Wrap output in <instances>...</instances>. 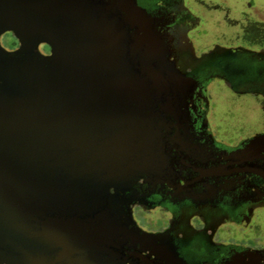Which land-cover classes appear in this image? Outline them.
I'll return each instance as SVG.
<instances>
[{
  "label": "water",
  "instance_id": "water-1",
  "mask_svg": "<svg viewBox=\"0 0 264 264\" xmlns=\"http://www.w3.org/2000/svg\"><path fill=\"white\" fill-rule=\"evenodd\" d=\"M136 13V0H0V36L19 41L0 44V264H120L149 236L126 191L162 164L149 113L189 78Z\"/></svg>",
  "mask_w": 264,
  "mask_h": 264
},
{
  "label": "flooded vegetation",
  "instance_id": "flooded-vegetation-1",
  "mask_svg": "<svg viewBox=\"0 0 264 264\" xmlns=\"http://www.w3.org/2000/svg\"><path fill=\"white\" fill-rule=\"evenodd\" d=\"M155 29L160 47L185 76L175 93L162 94L153 110L165 116L159 127L164 144L161 165L138 172L127 194L130 206L164 214L145 242H128L119 252L120 264H264V241L226 240V225L250 226L256 210H264V134L260 132L229 145L217 141L207 119L206 88L223 80L236 94L264 96V46L213 43L195 52L191 33L200 25L184 0H136ZM248 7L254 0H246ZM138 25L129 29L135 40ZM50 53V52H49ZM187 81V82H185ZM176 97H175V96ZM167 96L177 98L173 106ZM160 103V104H159ZM175 109L176 114L167 110ZM167 107L168 109H162ZM114 192L113 188H110Z\"/></svg>",
  "mask_w": 264,
  "mask_h": 264
},
{
  "label": "rangeland",
  "instance_id": "rangeland-1",
  "mask_svg": "<svg viewBox=\"0 0 264 264\" xmlns=\"http://www.w3.org/2000/svg\"><path fill=\"white\" fill-rule=\"evenodd\" d=\"M185 6L200 18V25L191 33L197 54L213 43H239L250 48L264 46V0H254L248 7L246 0H184ZM0 44L6 50H15L19 41L12 31L0 36ZM42 54H49L47 43L38 47ZM208 99L207 119L214 138L229 145L264 131V96L246 93L236 94L221 79L210 81L206 88ZM133 217L138 225L150 230L161 224V211H146L133 207ZM226 240L264 241V210L259 209L247 228L226 225L222 234Z\"/></svg>",
  "mask_w": 264,
  "mask_h": 264
},
{
  "label": "bare ground",
  "instance_id": "bare-ground-1",
  "mask_svg": "<svg viewBox=\"0 0 264 264\" xmlns=\"http://www.w3.org/2000/svg\"><path fill=\"white\" fill-rule=\"evenodd\" d=\"M136 16V19L137 20H139L140 22H141V25L144 27V29H145V31H146V33L148 32H150L149 34H150V36H151V38H152V41H156L157 42V40H156V35H155V29H154V27L153 26H151L150 24H149V22H148V17H147V15H141L140 13H136L135 14ZM137 32H142L141 30H139L138 28H137ZM132 39V38H131ZM135 40L134 41H138V39H139V35H137L136 36V38H134ZM158 43V42H157ZM179 85L180 86H182L181 85V83H179ZM179 92V90H178V88H177V91H175V94H176V96H177V93ZM160 93V92H159ZM167 93H170V92H168L167 90L165 91V92H163V94L164 95H166ZM158 95V94H157ZM175 96V95H174ZM174 96H167V98H168V101H169V104L170 105H172L173 106V103H174V101L176 100L177 101V98L175 99L174 98ZM175 96V97H176ZM178 97V96H177ZM155 99H158L157 97L155 98ZM160 102V101H159ZM161 103V102H160ZM159 103V104H160ZM172 106H170V108H172ZM166 109H168L167 107H166ZM155 112V113H154ZM154 112H152V113H149V117H150V119H149V121H150V123H153L152 124V126L153 127H156L157 128V131L159 132V121H161L162 123H163V125H167V122H166V120H165V116L163 115V114H160V116L161 117H159V116H156V114L158 113V112H156V111H154ZM167 112L169 113V114H171L172 112H173V114H176L177 115V112L175 111V109L174 108H172V109H169V110H167ZM153 114V115H152ZM155 117H156V119H155ZM159 117V118H158ZM156 124V125H155Z\"/></svg>",
  "mask_w": 264,
  "mask_h": 264
}]
</instances>
